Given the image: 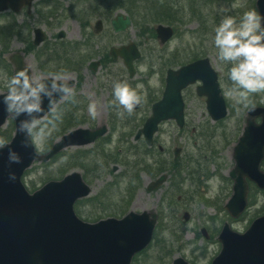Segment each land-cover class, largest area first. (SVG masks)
I'll return each mask as SVG.
<instances>
[{"label": "rangeland", "instance_id": "rangeland-1", "mask_svg": "<svg viewBox=\"0 0 264 264\" xmlns=\"http://www.w3.org/2000/svg\"><path fill=\"white\" fill-rule=\"evenodd\" d=\"M185 4L190 14L183 15V23L176 22L177 35L167 46L161 47L157 45L153 37L141 33L142 30L147 27V24L144 25L141 23L143 18H137L133 29L120 35L118 38H113L109 29H107L109 34L106 33L105 36L101 38H105L101 43V47L106 49L103 53L105 55L109 51V46L115 43L113 41H122L121 43H123L125 40L126 42L134 40L140 44L143 51V57L136 63V77L131 80L126 72L121 76L122 82L127 83L130 87L135 89L138 94H142L143 101H145L143 108L139 110L138 118H140V120L136 121V128H139L149 116L151 108L150 103L158 95V93L156 95L152 93L155 91L160 93L162 90L161 78L163 74L166 73L162 69V67H166V65L162 62L160 64L159 61L162 54L171 53L170 59L173 61V55H176L178 49L182 54V50L187 48V54L183 56L180 54L178 59H176L179 63L191 61L205 54L211 58L215 69L220 74L221 87L229 106V115L223 121H212L206 109L205 99L196 94L195 86L188 88L185 92L188 127L184 130H179L174 122H166L162 125L158 133L157 141L166 149L164 157L167 166L165 165V169H168L170 174L173 172L170 181L162 189L150 194L146 190V183L151 173L154 172L152 173V175H154L156 171L151 172V168H148L147 172L144 171L147 165H142L141 163H143V161L139 159V162L133 155L136 152L135 150H130L128 146H126V154L124 153L121 155L122 159H126V163L120 164L117 162L121 160L119 157H115L120 147L118 136L122 134H132L130 130L131 127L129 126L132 124V120L130 119L125 121L126 125L122 133H119V128H116V134H112V142H102L95 147L91 146L87 147L88 149H81L78 151H74L73 149L64 152L63 155L48 163H36L29 170V173L24 179L29 189H38L46 182L58 180L62 178L64 174L66 175V173L68 174L72 170L78 169L86 175L87 180L93 187L91 198L105 194L110 190V193L114 191L117 193V195H115V200L119 201V203H124L125 199L127 200L130 181L136 185L143 183L136 191L132 203L128 202V200L125 202L126 210L141 212L155 207L162 214V209H164L165 212L169 205L172 208L170 212L172 219H165L164 223L167 228L160 229L157 232V242L141 256V264H173L174 259L178 256L185 257L195 264H210L213 258L220 252V243L207 240L201 236L200 232L202 227H207L208 225L211 229L209 233L213 236V240H215L216 230L219 226L222 227L228 217L224 205L231 195L232 185L229 181L222 179V177L228 176L230 169L234 165L232 148L241 135L246 122L245 117L248 108L238 104L236 98L229 95V90L233 86L228 77L230 65H224L218 60V50L214 47V30L225 16H233L239 21L244 12L252 9L257 11L255 5L256 0H185ZM193 9L197 12L201 11L204 16L209 19V32L205 36H200L196 32L201 26L197 21H194L191 14V10ZM225 9L228 11H225ZM88 10L91 11V9ZM74 11L73 8H67L64 12L58 10V15L56 16L58 20H61L65 15L71 16L72 13L75 14L77 18H68L57 28H53L54 24L49 23L43 24L42 22L38 23L33 21H31V23L34 26L43 25L45 30L51 35H55L60 29H64L67 34L76 37L83 32L84 24L82 20L85 18L82 17V13H76ZM85 16L88 15L86 14ZM25 19L23 13L0 17L2 24L5 25L11 22L18 24L20 27ZM48 22L53 23L54 19H48ZM93 23L94 20L92 21V24ZM158 23L160 22L152 23L151 28ZM1 28L3 29H0V46L4 51H26V49H28V43L24 41V39H28V33L22 31L21 36L12 38L14 34L10 32L7 38L5 34L6 27ZM31 37L32 35L30 38ZM37 51H41V49ZM31 53L32 54L28 56V60L35 75H46L41 66L39 67L36 60V52L31 51ZM86 56H88L87 59L97 58L93 53ZM44 62L49 69L59 65L57 62L48 63L47 60ZM106 63L109 64L107 61ZM113 66V69H110L109 66L108 70L103 67L98 73L88 71L81 74L83 77L81 86L83 85L85 91H88L86 94L89 96L90 104H96L97 115H104L107 113L108 97L111 94V90H113L114 84L119 81V75H117L116 70L123 69L121 62ZM75 69L76 68H71L66 64H60L59 67L55 68V71L60 72L63 70L71 77L78 75ZM11 70V67L0 58V93L7 91V81L12 77ZM97 87H107V90L98 91ZM251 99L252 105H264V93L253 94ZM77 120H80L82 123L86 122L81 124L82 126L93 122H99L98 120L91 121L80 119L79 116H77ZM193 128H196V133H194V135H192ZM58 130L59 123L56 130L52 132V135L43 145L35 139L41 151L47 149L50 140L53 141V138H57L54 136L58 134ZM179 146L183 148V153L178 162L174 164L173 150L175 147ZM122 148L124 149V147ZM79 151L95 155L93 156L94 159L97 157L95 153H99L98 158L101 164L100 166L97 165L96 174H94L92 170L90 171L81 167L65 168L67 163L69 165L67 159ZM65 157H67V159H64ZM105 157H107L106 160L104 159ZM149 158L153 160V154H150ZM150 164L151 163H149V165ZM115 165L119 166L120 169L114 173L113 167ZM262 167L264 168V163ZM200 172H202L201 176L203 177L199 180V176L196 174ZM179 173H182L181 177H177ZM179 195H182L184 199L177 205H173L170 198L174 196L176 201ZM162 198H166L165 200L163 199V203H161ZM254 199H256V202L250 206L249 212L245 218L233 219L232 222L230 221L235 230L245 231L250 225L251 219L257 214L264 212V193L255 192ZM110 203L116 202L111 200ZM121 206L122 204H120V207ZM78 208L80 212L83 213V218L89 219V215L96 214V217H90V221H94L98 217L113 216L114 213H118L115 210L117 208L115 206L110 208V212L102 211V209L98 207H91L89 200H85L78 204ZM184 212H189L191 214V218L188 222L184 221ZM122 215L124 214H120L119 216ZM210 217H213L215 220L212 224L208 223L207 220Z\"/></svg>", "mask_w": 264, "mask_h": 264}, {"label": "water", "instance_id": "water-1", "mask_svg": "<svg viewBox=\"0 0 264 264\" xmlns=\"http://www.w3.org/2000/svg\"><path fill=\"white\" fill-rule=\"evenodd\" d=\"M8 5L20 10L24 2L0 0V11L7 9ZM257 6L259 13L264 15V0H258ZM118 20L115 22L117 29H126L130 25L128 17L121 16ZM158 32L163 42L172 34L170 28L163 26L158 28ZM41 41L42 37H39L36 44ZM119 52L126 57L133 76V60L140 55L137 48L131 45ZM14 62L15 74L29 69L20 53L14 55ZM197 79L204 81L199 93L208 96V109L213 118L217 120L227 115L218 75L209 60L194 62L178 73L170 71L164 99L154 107V116L143 130L149 144H152L158 123L163 119L176 118L183 126L184 104L180 91ZM46 83L51 90L52 81ZM70 83L74 85L75 81L71 80ZM62 96L63 93L53 91L52 99L59 102ZM49 109V98L44 96L43 112L15 118L17 133L11 143L0 148V264H129L134 253L144 248L152 237L156 223L153 211L142 214L131 212L121 220L110 218L95 224L85 223L77 217L73 207L77 199L87 196L91 191L79 173L75 172L61 181H51L34 194H30L22 183L25 169L35 159L49 160L64 147L90 143L106 131V127L95 131L78 129L64 136L47 155L40 156L28 134L20 131V124L25 120L44 117ZM249 114V125L236 150L240 171L235 176L232 173L236 184L230 209L235 214L243 211L246 205L247 188L245 190L244 186L248 170L244 165L247 160L243 158V153L247 148L251 149V154L256 156V167L258 158L264 156V108L253 107ZM8 116L10 113L3 103V96H0V127ZM257 116L263 117L261 125L255 123L254 117ZM11 152L21 157V164L11 161ZM250 167L253 174L256 173L257 169ZM13 172L15 180L9 178ZM259 175L263 176L262 173ZM164 180L165 177L160 178L155 185ZM251 229L247 234L239 235L231 233L227 226L220 237L223 250L213 264H264V217L257 219ZM181 261L182 264H189Z\"/></svg>", "mask_w": 264, "mask_h": 264}, {"label": "clouds", "instance_id": "clouds-1", "mask_svg": "<svg viewBox=\"0 0 264 264\" xmlns=\"http://www.w3.org/2000/svg\"><path fill=\"white\" fill-rule=\"evenodd\" d=\"M214 31L218 60L224 65H230L228 77L233 86L229 95L234 96L238 104L249 108L253 94L264 93V15L252 9L244 12L239 21L233 16H225ZM48 80L52 81L51 90L46 83ZM70 80L71 77L63 70L37 76L31 74L29 69H24L7 81V93H0V96H3L7 112L15 118L43 112V98H49L50 109L46 120L33 118L20 124V131L26 132L32 141L35 138L43 145L56 130L62 120L59 104L76 96ZM53 91L63 93L59 103L52 99ZM113 97L110 105L123 108L124 111L117 112L121 118L125 112L132 115L143 99L135 89L123 82L114 84ZM89 113L92 118H96L95 103L89 105ZM5 145L6 142L0 140V148ZM10 159L15 164L22 163L21 157L15 152L10 153ZM9 178L15 180V173H11Z\"/></svg>", "mask_w": 264, "mask_h": 264}, {"label": "flooded vegetation", "instance_id": "flooded-vegetation-1", "mask_svg": "<svg viewBox=\"0 0 264 264\" xmlns=\"http://www.w3.org/2000/svg\"><path fill=\"white\" fill-rule=\"evenodd\" d=\"M50 2H52V3H56V4H58L59 6H61V7H63V6H66V7H69V6H71L72 4H73V2L75 1V0H49ZM38 6H43V5H46V4H48V2L47 1H45V0H42L41 2H39V3H36ZM69 36H67L66 35V37L64 38V39H59V38H57V39H55V38H53L54 40H53V42H51V44H52V48L51 49H55L56 47H60L61 49L63 48V46L64 45H66L68 42H67V38H68ZM73 48H76V50H77V46H73ZM66 52H67V54H73V52L71 51V47H68V49L66 50ZM48 61V60H47ZM49 63H56V61L55 60H49L48 61ZM82 69L84 70V71H86V70H88L86 67H85V65H83L82 66ZM114 99V98H113ZM118 111H124L123 110V108H118L117 109V112ZM117 112H115V113H105L104 115H97L96 116V118L98 119V120H100V119H108L109 121L110 120H112V119H115V118H118V119H120V120H124L125 119V117H134V116H136V113L135 112H133V114L132 115H128L126 112H125V114H124V117L123 118H121L120 116H118L117 115ZM107 116H109L108 118H106ZM108 122V121H107ZM108 125H109V127L111 126V124H110V122H108Z\"/></svg>", "mask_w": 264, "mask_h": 264}, {"label": "trees", "instance_id": "trees-1", "mask_svg": "<svg viewBox=\"0 0 264 264\" xmlns=\"http://www.w3.org/2000/svg\"><path fill=\"white\" fill-rule=\"evenodd\" d=\"M0 138L6 140V136L3 134H0Z\"/></svg>", "mask_w": 264, "mask_h": 264}]
</instances>
